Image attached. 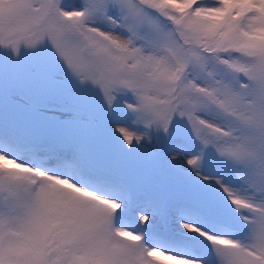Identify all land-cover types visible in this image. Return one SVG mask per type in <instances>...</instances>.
<instances>
[{
  "label": "snow or ice",
  "instance_id": "6c2138e0",
  "mask_svg": "<svg viewBox=\"0 0 264 264\" xmlns=\"http://www.w3.org/2000/svg\"><path fill=\"white\" fill-rule=\"evenodd\" d=\"M0 264H264V0H0Z\"/></svg>",
  "mask_w": 264,
  "mask_h": 264
}]
</instances>
